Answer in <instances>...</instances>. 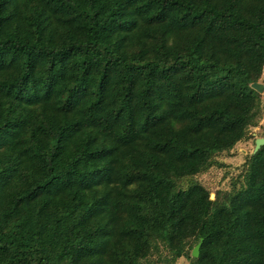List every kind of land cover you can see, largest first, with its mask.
Instances as JSON below:
<instances>
[{"label": "trees", "instance_id": "16d2710c", "mask_svg": "<svg viewBox=\"0 0 264 264\" xmlns=\"http://www.w3.org/2000/svg\"><path fill=\"white\" fill-rule=\"evenodd\" d=\"M263 68L264 0H0V264H264V145L197 180Z\"/></svg>", "mask_w": 264, "mask_h": 264}, {"label": "rangeland", "instance_id": "374dc122", "mask_svg": "<svg viewBox=\"0 0 264 264\" xmlns=\"http://www.w3.org/2000/svg\"><path fill=\"white\" fill-rule=\"evenodd\" d=\"M263 86L264 93V68L261 80L258 82ZM252 138L246 142L239 143L229 155L218 157L219 167H213L208 172L200 175L197 180L206 186L212 194L216 190L228 189L231 178H235L242 169L246 157L254 152V142L257 138L264 139V117L258 128L251 131ZM184 259H180L176 264H187Z\"/></svg>", "mask_w": 264, "mask_h": 264}, {"label": "water", "instance_id": "95a60500", "mask_svg": "<svg viewBox=\"0 0 264 264\" xmlns=\"http://www.w3.org/2000/svg\"><path fill=\"white\" fill-rule=\"evenodd\" d=\"M251 87L255 91H257L258 93H262L263 86L260 85L259 83H254V84L251 85ZM263 145H264V139L263 138H257L255 140V143H254V152L253 153H255ZM210 197L213 198V195H211ZM201 243H202V240H200L199 243L191 251V256L192 257L196 258V257L199 256V249H200Z\"/></svg>", "mask_w": 264, "mask_h": 264}]
</instances>
